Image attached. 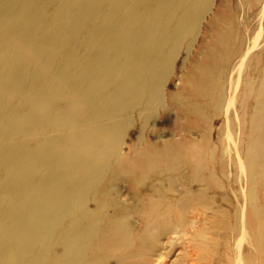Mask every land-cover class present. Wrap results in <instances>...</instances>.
<instances>
[{
    "label": "bare ground",
    "instance_id": "1",
    "mask_svg": "<svg viewBox=\"0 0 264 264\" xmlns=\"http://www.w3.org/2000/svg\"><path fill=\"white\" fill-rule=\"evenodd\" d=\"M0 264H264V0H0Z\"/></svg>",
    "mask_w": 264,
    "mask_h": 264
},
{
    "label": "rangeland",
    "instance_id": "2",
    "mask_svg": "<svg viewBox=\"0 0 264 264\" xmlns=\"http://www.w3.org/2000/svg\"><path fill=\"white\" fill-rule=\"evenodd\" d=\"M196 47H197V41L194 44V47H193L191 54L186 56V58H187L186 61H185V57L180 56L177 59L176 63L174 64L173 74H172L171 78L168 80L166 87H165V91H166L167 96L170 100H171L172 96L174 97V96H177L178 93H184L185 92L184 87H185V84L187 85V83H185L184 77L186 76V73H188V70L191 67V61L193 59H195V57H196V54H195ZM175 99H177V98H175ZM184 103H188V102L184 101L183 104ZM211 106L214 107L213 104H211ZM178 108L179 107L174 105V103L171 100V109H173L174 113L178 112L177 111ZM186 110L190 111V108L187 106ZM210 112H212V110H210ZM175 119H176V117L171 116L170 113L160 112L158 114V116L150 124L151 125L150 130L148 129V130L144 131L145 138H147V139L152 138V140H154L155 142H159V143H161L163 141H167V140H172V139L181 140L180 136L176 138V135L181 134V132L174 131V130H178L180 128L179 124L181 125L182 123L186 127L187 123L186 122L180 123V122L175 121ZM218 120L221 121L223 124L225 122H227V118H225L224 112H222V117L219 116ZM187 122L194 124L195 125L194 127H198L197 126L198 125V118L194 114L191 115L190 118H187ZM217 122L218 121H216L213 124H217ZM199 128H200V130H202L205 133H211L214 130V127H210V128H212L211 130L208 129V127L203 128V127L199 126ZM225 130H227V128H225ZM138 132H139L138 128L131 130L129 138H126V142L128 143V145L131 146L132 143L133 144L138 143V136H137ZM184 139H188L190 141L192 140V141L200 142L201 135L197 129H193L192 132H190L189 134L184 136ZM237 139L239 141V138H237ZM217 190H218V192L221 193V195H213V198H215V200H216V204H217L216 206L219 207L217 209L218 211H216V212H219L221 214L220 217L223 218V213H224V216H225V214H227V212L232 213L231 209L233 207L230 206V203H233V202L231 200H230V202H225L223 190H219V189H217Z\"/></svg>",
    "mask_w": 264,
    "mask_h": 264
}]
</instances>
